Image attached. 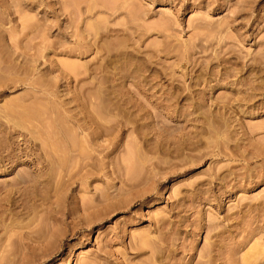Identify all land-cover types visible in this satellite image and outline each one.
Wrapping results in <instances>:
<instances>
[{
  "label": "rangeland",
  "instance_id": "rangeland-1",
  "mask_svg": "<svg viewBox=\"0 0 264 264\" xmlns=\"http://www.w3.org/2000/svg\"><path fill=\"white\" fill-rule=\"evenodd\" d=\"M0 18V264L264 263V0Z\"/></svg>",
  "mask_w": 264,
  "mask_h": 264
},
{
  "label": "bare ground",
  "instance_id": "bare-ground-1",
  "mask_svg": "<svg viewBox=\"0 0 264 264\" xmlns=\"http://www.w3.org/2000/svg\"><path fill=\"white\" fill-rule=\"evenodd\" d=\"M244 4H245V3H244ZM17 12H18V11H17ZM18 13H20V11H19ZM18 16H19V15H18ZM20 17H21V16H20ZM18 18H19V17H18ZM230 18H231V16H230ZM0 19H1V18H0ZM21 19H22V21H23L24 19H26V17L24 16V19H23V18H21ZM232 19H233V18H232ZM235 19H236V18H235ZM1 21H2V20H1ZM24 21H25V20H24ZM26 21H27V20H26ZM225 23H226V22H225ZM227 25H228V24H227ZM246 26H247V23H246ZM249 28H250V27H249ZM236 29H237V28H236ZM239 30H240V29H239ZM240 34H241V33H240ZM242 37H243V36H242ZM240 38H241V37H240ZM13 42H14V41H13ZM90 42H91V41H90ZM96 42H97V41H96ZM15 43H16V42H15ZM39 45H40V44H39ZM78 45H79V44H78ZM93 45L95 46L94 42H93ZM91 46H92V45H91ZM10 47H11V46H10ZM16 47H17V46H16ZM19 47H20V46H19ZM19 47H18V48H19ZM35 47H36V46H35ZM9 49H10V48H9ZM11 50H12V49H11ZM15 50H16V49H15ZM25 50H26V49H25ZM25 50H24V51H25ZM74 50H75V49H74ZM27 51H28V50H27ZM83 51H84V49H83ZM12 52H13V51H12ZM20 52H22V51H20ZM19 54H20V53H19ZM33 54H34V53H33ZM12 55H13V54H12ZM27 55H28V53H27ZM78 55H79V54H78ZM33 56H34V55H33ZM29 57H31V56H29ZM17 59H18V58H17ZM102 60H103V59H102ZM23 63H24V62H23ZM101 63H102V62H101ZM103 63H104V62H103ZM29 65H30V64H29ZM69 65H70V64H69ZM20 66H21V65H20ZM4 67H5V66H4ZM17 67H18V66H17ZM25 67H26V66H25ZM70 67H71V66H70ZM73 67H74V66H73ZM0 68H1V67H0ZM8 68H9V65H8ZM18 68H19V67H18ZM1 69H3V68H1ZM10 69H11V68H10ZM8 70H9V69H8ZM16 70H17V69H16ZM124 70H125V69H124ZM129 73H130V72H129ZM121 74H122V73H121ZM244 112H245V111H244ZM160 128H161V127H160ZM162 129H163V128H162ZM162 133H163V132H162ZM257 155H258V154H257ZM258 156H259V155H258ZM143 157H144V156H143ZM144 161H145V160H144ZM234 176H235V175H234ZM255 176H256V175H255ZM146 239H147V237H146ZM144 240H145V239H144ZM142 241H143V240H142ZM148 242H149V241H148ZM150 242H151V241H150ZM146 243H147V242H145V243L143 242V245L146 244ZM155 244H156V243H155ZM143 245H142V246H143ZM210 246H211V244H210ZM258 246H259V245H258ZM139 247H141V245H140ZM144 247H145V246H144ZM148 247H149V246H148ZM211 247H212V246H211ZM238 247H239V246H238ZM254 247H255V246H254ZM145 248H147V247H145ZM251 248H253V247H251ZM136 249H137V247H136ZM207 249H208V248H207ZM230 249H231V248H230ZM256 249H257V246H256ZM258 249H260V246H259ZM261 250H262V246H261ZM206 251H207V250H206ZM209 251H210V250H209ZM209 251H208V252H209ZM217 251H218V250H217ZM227 251H228V250H227ZM250 251H251V250H250ZM262 251H263V250H262ZM137 252H138V251H137ZM151 252H152V250H151ZM154 252H155V251H154ZM154 252H152V253L154 254ZM210 252H211V251H210ZM215 252H216V251H215ZM260 252H261V251H260ZM260 252H257V253L260 254ZM152 253H151V255H153ZM228 253H229V252H228ZM246 253H247V252H246ZM261 253H262V252H261ZM138 254H139V253H138ZM199 254H200V253H199ZM250 254H251V253H250ZM252 254H253V253H252ZM258 254H255V253H254L253 255H258ZM154 255H155V254H154ZM154 255H153V256H154ZM201 255H202V254H201ZM201 255H200V256H201ZM206 255H208V254H206ZM248 255H249V254H248ZM250 256H251V255H250ZM150 257H151V256H150ZM204 257H205V256H204ZM208 257H209V256H208ZM252 257H253V256H252ZM242 258H243V256H242ZM248 258H249V256H248ZM250 258H251V257H250ZM255 258H256V257H255ZM151 259H152V258H151ZM253 259H254V258H253ZM256 259H258V258H256ZM263 259H264V258H263ZM152 260H153V259H152ZM198 260H199V259H198ZM209 260H210V259H209ZM209 260H208V261H209ZM248 260H249V261H248ZM248 260H247V261L244 260V261H245L244 264H246V262H247V264H248L249 262L252 261V259H251V261H250V259H248ZM259 260H260V262H261V261H262V258L259 259ZM227 261H228V260H227ZM142 262H146V261H142ZM142 262H141V264H142ZM198 262H199V261H198ZM198 262H197V263H198ZM206 262H207V261H206ZM256 262L258 263V260H257ZM262 262H264V261H262ZM135 263H136V262H135ZM147 263H151V262H148V261H147ZM168 263H169V262H168ZM204 263H205V262H204ZM225 263H226V262H225ZM257 263H255V264H257ZM143 264H144V263H143ZM145 264H146V263H145ZM151 264H152V263H151ZM199 264H201V263L199 262ZM210 264H211V263H210ZM249 264H250V263H249ZM251 264H252V262H251ZM253 264H254V262H253ZM259 264H260V263H259ZM263 264H264V263H263Z\"/></svg>",
  "mask_w": 264,
  "mask_h": 264
}]
</instances>
